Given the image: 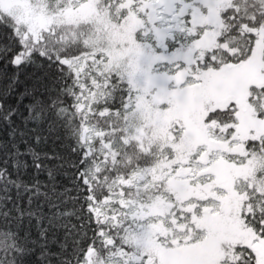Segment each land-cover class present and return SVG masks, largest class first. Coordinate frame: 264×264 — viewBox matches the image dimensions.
<instances>
[{
  "label": "snow or ice",
  "instance_id": "6c2138e0",
  "mask_svg": "<svg viewBox=\"0 0 264 264\" xmlns=\"http://www.w3.org/2000/svg\"><path fill=\"white\" fill-rule=\"evenodd\" d=\"M0 264H264V0H0Z\"/></svg>",
  "mask_w": 264,
  "mask_h": 264
}]
</instances>
